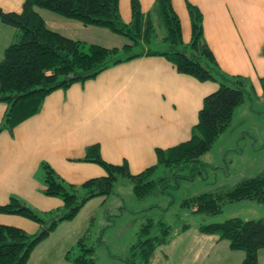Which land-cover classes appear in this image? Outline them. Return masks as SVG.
<instances>
[{"label": "trees", "instance_id": "obj_1", "mask_svg": "<svg viewBox=\"0 0 264 264\" xmlns=\"http://www.w3.org/2000/svg\"><path fill=\"white\" fill-rule=\"evenodd\" d=\"M130 20H122L119 0H22L20 13L3 12L0 22L17 31L15 42L7 46L0 60V102L7 108L0 122V132L13 129L37 114L47 95L67 89L74 83L96 78L108 68L141 56H160L175 70L199 82H214L217 89L203 98L198 121L191 128L189 139L166 149H155L156 162L138 174H131L126 161L114 165L105 162L97 146L86 148L78 161L99 165L104 176L91 178L80 185L68 184L45 162L40 163L42 194L56 197L62 205L48 212H37L16 197L0 205V214L18 215L39 225L35 234L0 224V264H26L34 248L61 221L72 220L84 204L95 197H107L120 178L132 184L138 200L177 189L182 179L191 181L202 173L205 154L230 126L236 108L252 100L255 93L251 81L242 76L222 72L207 46L202 29V13L189 2L190 36L182 38L181 24L172 7V0H154L151 10L142 12L139 0H130ZM47 10L83 26L107 29L127 39L120 48H106L67 38L48 29L36 12ZM153 15L159 23L153 22ZM164 30L159 36L158 31ZM264 57V45L262 47ZM264 95V77L259 79ZM187 170V175L182 172ZM255 201L264 205V173L244 178L232 187H221L179 203V208L202 217L216 216L228 204ZM189 228L176 216L174 224L161 217H148L140 225L125 264H150L155 250L166 246ZM198 232L224 240L231 251L244 253L241 264H258V252L264 249V217L242 220L237 217L222 222L200 224ZM78 239L79 255L66 260L72 264H94L88 256L93 248Z\"/></svg>", "mask_w": 264, "mask_h": 264}, {"label": "crops", "instance_id": "obj_2", "mask_svg": "<svg viewBox=\"0 0 264 264\" xmlns=\"http://www.w3.org/2000/svg\"><path fill=\"white\" fill-rule=\"evenodd\" d=\"M129 1L119 0L125 22L130 20ZM185 1L202 13L204 40L222 72L249 80L264 77V0H181V4L172 0L187 42L190 20ZM139 2L146 13L154 0ZM0 9L20 13L22 0H0ZM36 12L48 29L67 38L91 44L96 43V34L113 38L106 48L127 43L107 29L83 26L43 9ZM16 38L15 28L0 23V59ZM216 89L214 82L178 73L163 57L141 56L112 66L92 80L51 92L37 114L12 133L0 132V205L16 197L39 212L59 208V198L42 194L40 163H47L66 183L80 185L105 175L99 165L78 161L89 146H97L105 162L126 161L131 174L140 173L155 164V149L189 139L203 98ZM6 108L0 102V122ZM0 224L29 234L39 230L38 224L18 215L0 214Z\"/></svg>", "mask_w": 264, "mask_h": 264}, {"label": "rangeland", "instance_id": "obj_3", "mask_svg": "<svg viewBox=\"0 0 264 264\" xmlns=\"http://www.w3.org/2000/svg\"><path fill=\"white\" fill-rule=\"evenodd\" d=\"M174 1L179 4L181 0ZM153 16L157 25L159 17ZM163 33V29L158 31L159 36ZM111 39L96 34L94 42L99 46H111L114 43ZM249 78L255 88L252 100H246L236 110L227 130L200 157L205 165L202 173L196 174L191 181L180 180L179 187L169 189L168 194L157 193L143 200L134 197L127 178H120L112 194L90 199L72 220L59 222L34 248L26 264H72L65 256L73 259L79 255L76 243L80 238L84 239L86 247L93 248L88 256L94 264H125L138 229L146 218L161 217L167 224H174L177 215L189 228L170 244L157 248L150 264H241L243 252L229 250L226 241L201 234L197 228L200 224L222 222L232 217L262 218L264 205L242 201L226 205L216 216L202 217L180 209L179 203L187 197L232 187L244 178L264 173V95L259 81L252 76ZM187 174V170L182 172V175ZM258 264H264V249L258 252Z\"/></svg>", "mask_w": 264, "mask_h": 264}]
</instances>
